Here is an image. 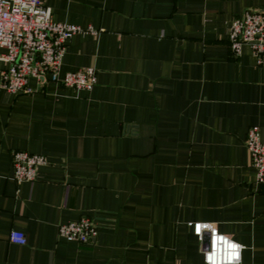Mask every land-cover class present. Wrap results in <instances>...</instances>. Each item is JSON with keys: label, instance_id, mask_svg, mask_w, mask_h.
I'll use <instances>...</instances> for the list:
<instances>
[{"label": "crops", "instance_id": "crops-1", "mask_svg": "<svg viewBox=\"0 0 264 264\" xmlns=\"http://www.w3.org/2000/svg\"><path fill=\"white\" fill-rule=\"evenodd\" d=\"M40 1L92 31L66 40L59 74L91 68L95 84L0 88V264H203L197 222L242 246L239 264H264V185L244 146L254 126L264 144V57L227 40L264 0ZM16 151L44 157L33 182L13 181ZM82 217L91 243L57 236Z\"/></svg>", "mask_w": 264, "mask_h": 264}, {"label": "built area", "instance_id": "built-area-1", "mask_svg": "<svg viewBox=\"0 0 264 264\" xmlns=\"http://www.w3.org/2000/svg\"><path fill=\"white\" fill-rule=\"evenodd\" d=\"M89 32L74 25L55 23L49 10L40 0H0V88L7 94L31 93L28 79L39 83L50 81L75 91H89L95 84L91 68L59 74L64 43L71 36ZM228 46L233 57L247 46L262 63L264 57V10L247 11L233 19L228 27ZM244 146L249 156V166L255 171V182L264 185V144L258 127L247 130ZM43 156L26 152L11 153L12 179L15 183L33 182L36 169L45 164ZM192 234L201 240L207 237V247L202 250L203 264H239L242 246L223 236L208 223H188ZM57 236L79 245L91 243L96 228L91 219L82 217L75 222L57 226ZM10 243L23 245L22 233L11 231Z\"/></svg>", "mask_w": 264, "mask_h": 264}, {"label": "water", "instance_id": "water-1", "mask_svg": "<svg viewBox=\"0 0 264 264\" xmlns=\"http://www.w3.org/2000/svg\"><path fill=\"white\" fill-rule=\"evenodd\" d=\"M207 247V237L205 238V241H204V249Z\"/></svg>", "mask_w": 264, "mask_h": 264}]
</instances>
